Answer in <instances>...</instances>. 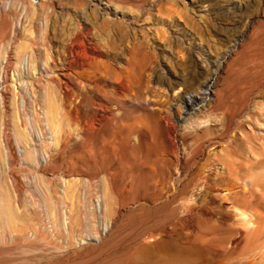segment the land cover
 I'll list each match as a JSON object with an SVG mask.
<instances>
[{"label":"rangeland","instance_id":"374dc122","mask_svg":"<svg viewBox=\"0 0 264 264\" xmlns=\"http://www.w3.org/2000/svg\"><path fill=\"white\" fill-rule=\"evenodd\" d=\"M263 172L264 0H0V264H153L160 240L264 264Z\"/></svg>","mask_w":264,"mask_h":264},{"label":"bare ground","instance_id":"6f19581e","mask_svg":"<svg viewBox=\"0 0 264 264\" xmlns=\"http://www.w3.org/2000/svg\"><path fill=\"white\" fill-rule=\"evenodd\" d=\"M122 28V27H121ZM120 28V29H121ZM125 28V27H124ZM127 29V28H126ZM78 30V29H77ZM124 31H125V29H124ZM81 33H82V31H81V29L80 30H78V31H76L73 35H71V37H70V42L71 43H74V44H79L80 42L79 41H81ZM85 33V32H84ZM122 33V32H121ZM123 34V33H122ZM128 36V35H127ZM81 43H84V42H82L81 41ZM80 43V44H81ZM79 44V45H80ZM69 50V52H70V49H68ZM73 53V52H72ZM77 53V52H76ZM71 54V53H70ZM73 56V55H72ZM73 58V57H72ZM67 60V59H66ZM70 60H72L71 59V57L69 56L68 57V61H67V65H66V67L64 68L65 70H67L68 68L70 69V66H71V61ZM65 66V65H64ZM73 66V65H72ZM221 67H219V69H220ZM53 69V68H52ZM56 69V68H55ZM60 69V68H59ZM58 69V70H59ZM63 69V68H62ZM72 69V68H71ZM51 70V69H50ZM54 70V69H53ZM61 70V69H60ZM47 72V71H46ZM48 73V72H47ZM54 73V72H53ZM60 73H62V72H60ZM64 73H66V72H64ZM63 73V74H64ZM72 73V72H71ZM50 74H51V72L49 73V75L48 76H50ZM68 74H70V73H68ZM73 74V73H72ZM72 74H70L71 76H69L68 75V77H72ZM65 76H67V75H65ZM74 79H75V77H74ZM68 83V82H67ZM66 83V84H67ZM115 83V82H114ZM113 86H114V89L116 90V92L118 93V92H125V91H127V89H128V84H127V81L124 79V78H121V79H119V81L117 82V83H115V84H113ZM203 87H204V92H203V96L200 98V99H197L196 97H192V102H191V106L189 107V108H187L186 109V113H188V114H190V113H192V112H194V111H198V110H204L205 109V107L206 106H208V107H210L212 104H213V101L214 102H217V101H219V99H220V97H219V95H218V89H216V87L214 86V76L213 77H210V78H208L207 80H205L204 82H203ZM67 88H68V84H67ZM111 90H113V89H111ZM114 92V91H113ZM212 94H213V96L215 95V98H212ZM120 95V94H119ZM104 98V97H103ZM116 99V98H115ZM211 99L213 100V101H211ZM96 100V99H95ZM102 100V99H101ZM100 100V101H101ZM118 101V100H117ZM167 102V101H166ZM96 103H99V108L98 109H100V117L102 118V119H111V122H112V120L113 121H116L115 119H118L117 118V114L115 113L117 110V108L116 109H114V104H112V102L110 101H107V100H102V102H96ZM115 103V102H114ZM162 104V103H161ZM216 107V106H215ZM158 108V107H157ZM113 109H114V113L116 114V115H114L113 114ZM146 109V108H145ZM149 109V108H148ZM156 109V108H155ZM116 110V111H115ZM158 109H156V111H157ZM160 110V109H159ZM152 111H154V108H153V110ZM164 111V110H163ZM140 112V111H139ZM158 112V111H157ZM122 113V112H121ZM131 113V112H130ZM155 113V112H154ZM160 113V112H159ZM156 114V113H155ZM154 116V115H153ZM156 116V115H155ZM154 116V117H155ZM99 117V116H98ZM136 117V116H135ZM157 117H159V115L157 116ZM120 118V117H119ZM100 119V118H99ZM100 120V121H103V120ZM155 119H156V117H155ZM110 120H108V122H109ZM157 123H156V136L158 137V139H160V140H163V138H164V134H165V132H168L169 134H170V137L172 136V138L176 135V132H177V126L171 121V119L166 115V114H164V113H162V115L160 116V119L158 118L157 120ZM117 122V121H116ZM120 122V121H119ZM105 124H106V121L104 122ZM110 123V122H109ZM109 123H107V125L109 124ZM121 123V122H120ZM111 124V123H110ZM123 124V123H122ZM153 124V123H152ZM134 125V124H133ZM136 125V124H135ZM155 125V124H154ZM167 125H169V128L167 129L166 128V126ZM120 126H122V125H120ZM124 126V125H123ZM137 127H139V126H141V125H136ZM136 126H132V124H131V126H130V128L128 129V131H127V133H125L126 134V137L125 138H123V140L125 139H127L129 142L131 141V139H132V137H133V135H135L136 134V132H139V134H140V129H142V128H137ZM153 126V125H152ZM151 126V128H153V127H155V126H153L152 127ZM113 127V126H112ZM150 128V129H151ZM155 129V128H154ZM153 129V130H154ZM116 130V129H115ZM167 130V131H166ZM126 131V130H125ZM138 134V135H139ZM145 134V137H146V133H144ZM153 135H154V133H153ZM138 137V136H137ZM142 138V137H141ZM221 138V137H220ZM138 139H139V137H138ZM138 139H136V140H138ZM174 139V138H173ZM145 140V139H144ZM140 141V140H139ZM142 141V140H141ZM157 141V140H156ZM173 141V140H172ZM125 143H126V141H124ZM158 142V141H157ZM160 142V141H159ZM175 142V141H174ZM142 143H147V142H142ZM175 143H177V142H175ZM140 144V143H139ZM156 144V143H155ZM155 144H154V147H155ZM159 144V143H158ZM125 145H127V144H125ZM134 145H136L135 144V142H134ZM138 145V144H137ZM137 145H136V147H135V149L137 148ZM160 145V144H159ZM140 146V145H139ZM184 146V145H183ZM150 147V146H149ZM153 147V146H152ZM160 147V146H159ZM188 147V146H187ZM144 148V147H143ZM148 148V147H147ZM161 148V147H160ZM165 147L163 146V148H161V150H163ZM177 148V147H176ZM127 150H128V148H126ZM130 149H131V147H130ZM186 149V148H185ZM137 150H138V148H137ZM148 150V149H147ZM158 151V150H157ZM156 151V152H157ZM143 152H144V150H143ZM153 152V151H152ZM130 153V152H129ZM146 153H148V152H146ZM145 153V154H146ZM135 154V153H134ZM139 154H142V153H139ZM165 153L163 152V155H164ZM153 155V154H152ZM151 155V156H152ZM159 155V154H158ZM162 155V154H161ZM176 155V154H175ZM179 155V154H178ZM136 156H138V155H136ZM157 156V155H156ZM160 156V155H159ZM164 156H166V155H164ZM160 157H162V156H160ZM134 158H136V159H138L137 157H134ZM158 159L156 160V162H158V160H159V157H157ZM151 159H152V157H151ZM177 159V158H176ZM179 159V158H178ZM141 161V160H140ZM148 161V160H147ZM146 161V162H147ZM155 161V160H154ZM153 161V162H154ZM137 162H139V161H137ZM149 162V161H148ZM261 162H263V161H261ZM168 163V162H167ZM178 163V162H177ZM214 163V162H213ZM137 164H139V163H137ZM142 164V163H141ZM145 164L146 163H144V165H143V167H144V169H145V167L147 166H145ZM155 164V163H154ZM197 164V163H196ZM178 165H179V163H178ZM210 165V164H209ZM148 166H149V164H148ZM147 166V167H148ZM146 167V168H147ZM150 169H153V168H151V167H149ZM177 168V167H176ZM148 169V168H147ZM158 169V168H157ZM178 172V171H177ZM154 173V174H153ZM160 173V172H159ZM264 173V172H263ZM150 174H153V175H155V172H153L152 171V173H150ZM216 174V173H215ZM152 175V176H153ZM164 175V174H163ZM150 176V175H149ZM152 176H150V177H152ZM154 178V177H153ZM156 179V178H155ZM160 180V179H159ZM152 182V181H151ZM142 183V182H141ZM157 182H156V180H155V184H156ZM160 183H161V181H160ZM149 184H150V182H149ZM177 184V183H176ZM153 186H154V183H153ZM157 186V185H156ZM175 186V185H174ZM177 188V187H176ZM237 210H239L238 208H237ZM236 210V211H237ZM240 215L241 216H243V218L244 217H246V219H247V216H248V214L246 213V211H241L240 212ZM245 219V220H246ZM190 220V219H189ZM192 220V219H191ZM186 221V220H185ZM243 221V220H242ZM247 222V224L248 225H250V221H246ZM260 222V221H259ZM165 224V223H164ZM194 225V224H193ZM207 230H209V229H207ZM214 232V231H213ZM231 232V231H230ZM233 232V231H232ZM196 233V232H195ZM215 233V232H214ZM235 234H237V233H235ZM100 236V235H99ZM230 236H232V235H230ZM98 238V237H97ZM190 238V237H189ZM212 238V237H211ZM223 239V238H222ZM170 240V239H169ZM172 240V239H171ZM178 240V239H177ZM193 240V239H192ZM83 241V240H82ZM114 242V241H113ZM119 242V241H118ZM208 242H209V240H208ZM216 242V241H215ZM243 242V241H242ZM109 243V242H108ZM203 243H205V242H202V243H199V242H197V241H192V242H190L189 244H187V245H179V244H177V243H175V242H173V241H163V242H161V240H160V242H159V245H158V249L156 250V252H155V254H153L155 257H154V259H153V264H208L209 262H212V260L215 258V253H216V251H218V248H219V245L220 244H217V246L214 244H212V243H207L206 242V244H203ZM110 244V243H109ZM157 244V243H156ZM221 244H223V242L221 243ZM106 245V244H105ZM110 245H112V244H110ZM126 245V244H125ZM113 246V245H112ZM114 246H116V245H114ZM113 246V247H114ZM121 247H124V248H126L125 246H121ZM130 248H128L127 250H129ZM118 249H116V251H115V253L113 254V252H112V254L113 255H111V256H109V254H107V256H109V257H101V259L99 260V261H97V262H95V261H93V262H95V264H123L124 262H126V261H130L131 260V255L132 254H134V253H129V255H127L128 254V252H130V251H128L127 252V250H126V254L124 253H122L123 251L121 250V252H118L117 251ZM136 250V249H135ZM229 250H230V248H229ZM149 251V250H148ZM147 251V252H148ZM132 252V251H131ZM235 252V251H234ZM119 253H122V254H119ZM101 254V253H100ZM144 254L145 255H143V256H147L148 258H149V252L146 254V252H144ZM102 255V254H101ZM127 255V256H126ZM141 255V254H140ZM100 256V255H99ZM137 256V255H136ZM134 257V256H133ZM139 257V256H138ZM137 257V258H138ZM98 259V258H97ZM144 259V258H143ZM132 261V260H131ZM149 261V259H146V261H143V262H139L138 264H146L147 262ZM133 262H134V260H133ZM92 263V262H91ZM150 264V263H149Z\"/></svg>","mask_w":264,"mask_h":264}]
</instances>
